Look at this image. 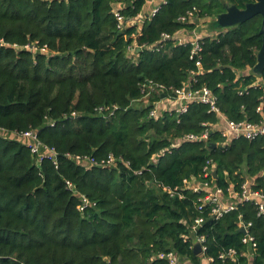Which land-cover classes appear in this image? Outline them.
Segmentation results:
<instances>
[{"label": "trees", "instance_id": "trees-1", "mask_svg": "<svg viewBox=\"0 0 264 264\" xmlns=\"http://www.w3.org/2000/svg\"><path fill=\"white\" fill-rule=\"evenodd\" d=\"M118 1L129 19L147 3ZM253 1L166 0L142 25L122 29L116 0H0V264H169L159 257L169 251L201 264L194 243L202 236L204 257L214 264H264V217L254 204L239 203L214 219L198 208L203 193L184 187L186 179L212 177L228 194L247 179L264 191V137L234 138L223 148L220 115L203 103L150 115L155 101L174 98L200 59L203 73L193 88H210L231 120H264V70L256 68L261 14L203 36L200 57L174 38L152 47L163 33L196 29V19L219 28L215 18L229 5ZM190 11L195 18L182 22ZM149 83L165 89L151 92L148 105L141 98ZM207 128V140L172 146ZM28 130L56 149L58 164L40 161L16 137ZM208 160L216 176L206 178ZM82 195L91 201L83 211ZM198 217L205 220L194 230ZM242 222L252 223L253 250ZM230 249L234 257H220Z\"/></svg>", "mask_w": 264, "mask_h": 264}, {"label": "built area", "instance_id": "built-area-1", "mask_svg": "<svg viewBox=\"0 0 264 264\" xmlns=\"http://www.w3.org/2000/svg\"><path fill=\"white\" fill-rule=\"evenodd\" d=\"M166 0H160V2L152 8L149 12L147 18L153 17L161 8L162 4H165ZM123 4L116 0L113 4V13L116 16L119 27L126 28L127 26L139 24L142 25L146 18L142 14L137 15L133 18H125L122 14ZM195 18L194 11L188 12L186 15L181 16L180 20L182 22H188ZM139 33V32H138ZM137 37V35H135ZM174 38L178 41L179 44H187L190 43L192 45L191 50V58L200 57L199 53L202 51L201 39L203 36L198 32L186 31V29H182L180 32H177L174 36L169 33H163L160 36L159 41L155 43L153 46H156V49H160L163 41ZM137 46L135 43L132 50ZM27 48L32 50H43L46 51V47H37L36 45H26ZM198 70H193L191 72L190 78L187 82L183 84L181 88L174 89V98H163L162 100L154 102V108L151 109L150 115L152 117H158L165 110L175 111L179 114L185 113L189 110V107L193 103H203L210 107V111H215L220 115V122L215 126L219 127V132L221 136L224 138V142H222V147L225 148L231 140L234 138L243 137L249 140L257 139L258 137H264V120L261 122H252L249 120L242 121H234L227 118L219 109L217 104V96L215 93L208 88L207 86L193 88L192 84L197 81V74L203 73L201 60L198 59L196 61ZM148 91L143 98V101L146 104H150L148 101V97L151 92H162L164 93V85L162 84H152L144 85L143 90ZM261 106L258 107V111H261ZM204 126H207V123H203ZM3 130V129H1ZM0 130V131H1ZM218 130V129H217ZM4 132V131H2ZM210 134V129H205L202 133H190L182 136L181 138L176 139L172 146L181 145L183 142L187 141H204L207 140ZM18 139L26 140L31 152L34 155L38 156V159L42 161L43 159H48L55 164H58V152L54 147H50L47 144H44L38 137V134L35 130H28L16 135ZM73 159L78 162L85 163H97L95 158L82 157L80 155L72 156ZM109 164L114 162V158L112 156L107 160ZM214 173V164L212 160H208L203 169L204 176L210 177ZM68 186L73 187V183L68 181ZM184 187L192 189L195 192L203 193V196L199 198L198 208L200 210H209V215L214 219L221 218L224 214L229 213L235 210L238 207L239 203H251L256 206L257 214L259 216L264 217V191L256 190L253 188V182L250 179H247L243 182L241 186V190L239 192L233 191L232 187L228 189V193H226L223 188L217 187L214 184V180L211 177V180H198V179H186L184 180ZM170 194H175L178 188H165ZM91 203L90 199L82 195L81 203L78 205L80 210H84ZM209 206V207H208ZM205 218L198 217L195 219V222L192 226L194 230H196L201 224H203ZM242 228L245 230V235L243 241L250 246V249L253 250L257 247V241L253 234L250 233L249 227L252 225L249 223H241ZM203 244V253L206 250V246L204 245L205 237L198 238ZM236 254V250L230 249L229 252L221 254V258H226L227 256L234 257ZM249 255V253H247ZM159 257L167 259L169 264H186L181 256L175 251H169L166 253H161ZM211 264L213 263V259L209 258ZM246 264H252L248 262Z\"/></svg>", "mask_w": 264, "mask_h": 264}, {"label": "water", "instance_id": "water-1", "mask_svg": "<svg viewBox=\"0 0 264 264\" xmlns=\"http://www.w3.org/2000/svg\"><path fill=\"white\" fill-rule=\"evenodd\" d=\"M256 14L262 15V27L261 33L263 34V45L258 53V64L256 66L260 71L264 70V0H255L248 3L245 8H238L236 5H229L227 11L220 14L216 20L221 27H230L239 23L245 22ZM200 19H196V22L200 24ZM216 144H212L215 147ZM216 176V171H214ZM245 232L244 228H242ZM194 252L196 255L203 253V244L199 239L195 240Z\"/></svg>", "mask_w": 264, "mask_h": 264}, {"label": "crops", "instance_id": "crops-1", "mask_svg": "<svg viewBox=\"0 0 264 264\" xmlns=\"http://www.w3.org/2000/svg\"><path fill=\"white\" fill-rule=\"evenodd\" d=\"M160 2V0H147V3H146V6L147 5H149L148 7L149 8H147V11H144V13H142V15L144 16V18H146L147 16H148V14H149V12L152 10V8H154L158 3ZM145 6V7H146ZM144 7V8H145ZM201 22L202 21H200V24H201ZM224 28V27H223ZM226 28V27H225ZM197 29H199V27H197L196 29H193V30H191V31H189L190 33H192V32H198V30ZM212 32V31H211ZM218 32L219 31H216V35L218 34ZM200 34V33H199ZM210 34H213V33H210ZM210 34H207V35H210ZM216 35H211V36H216ZM199 256H201V257H204V253H202V254H200ZM204 259H206V261H208L207 262V264H211L210 262V260H209V258H203L202 260H201V264H203V260ZM182 260L186 263V264H192L191 263V261H189V260H186V259H184V258H182Z\"/></svg>", "mask_w": 264, "mask_h": 264}, {"label": "rangeland", "instance_id": "rangeland-1", "mask_svg": "<svg viewBox=\"0 0 264 264\" xmlns=\"http://www.w3.org/2000/svg\"><path fill=\"white\" fill-rule=\"evenodd\" d=\"M149 5H147L145 8H144V11H147V8ZM144 13V12H143ZM216 19V18H215ZM211 22H207V23H202L201 22V25L199 26V29L198 30V33H200L202 36H205L207 34H210V33H213V34H210V35H216V31H220L223 27H219V28H211V25H210ZM212 31V32H211ZM205 258V257H202V259ZM208 261H206V259L203 260V264H207Z\"/></svg>", "mask_w": 264, "mask_h": 264}]
</instances>
